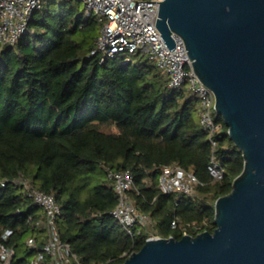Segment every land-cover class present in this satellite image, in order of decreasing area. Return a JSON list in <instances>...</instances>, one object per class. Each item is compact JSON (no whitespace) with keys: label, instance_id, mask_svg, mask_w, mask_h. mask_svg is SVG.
Returning <instances> with one entry per match:
<instances>
[{"label":"trees","instance_id":"trees-1","mask_svg":"<svg viewBox=\"0 0 264 264\" xmlns=\"http://www.w3.org/2000/svg\"><path fill=\"white\" fill-rule=\"evenodd\" d=\"M81 3L45 1L19 41L0 49V231L11 230L12 264H32L46 238L44 210L17 178L55 197L61 240L83 264H122L149 230L180 239L182 225L195 222L199 229L189 234L213 232L215 202L244 169L218 112L213 151L187 84L170 87L142 53L103 63L91 55L101 23ZM213 155L225 169L220 180L209 170ZM171 163L193 169L201 182L196 197L160 190L162 167ZM122 170L134 176V204L152 218L139 235L111 214L118 196L108 172ZM31 236L35 249L26 245Z\"/></svg>","mask_w":264,"mask_h":264},{"label":"water","instance_id":"water-1","mask_svg":"<svg viewBox=\"0 0 264 264\" xmlns=\"http://www.w3.org/2000/svg\"><path fill=\"white\" fill-rule=\"evenodd\" d=\"M157 2L161 36L171 50L183 38L245 165L215 202L213 232L149 238L122 264H264V0Z\"/></svg>","mask_w":264,"mask_h":264},{"label":"built area","instance_id":"built-area-1","mask_svg":"<svg viewBox=\"0 0 264 264\" xmlns=\"http://www.w3.org/2000/svg\"><path fill=\"white\" fill-rule=\"evenodd\" d=\"M47 0H0V49L16 44L28 31L34 11ZM84 4L85 16H96L101 23L100 33L96 39L91 55H99L103 63L115 59L119 55H126L125 61L135 53L147 55L161 70L168 75L170 87H180L187 84L188 89L200 101V121L208 132L213 151L217 147L215 139L219 125L215 121L216 97L214 91L205 85L193 70V65L187 53L184 40L173 33L176 47L170 49L161 32L157 28L160 2L162 0H78ZM210 173L214 180L224 176L222 164L212 156ZM109 179L114 184L118 196L117 205L111 214L131 234L136 230L141 234L149 230L152 218L142 212L135 204L131 195L134 187V176L130 170L109 171ZM15 183L21 185L27 196L44 210V218L39 221L45 229V241L42 249L34 256L32 264H83L72 252L69 243L61 240L58 215L60 206L52 194L34 187L26 178H17ZM3 186L6 184L4 181ZM201 184L192 168L185 169L177 163L162 167L159 176V187L163 193L186 194L197 196V187ZM177 225L172 221V226ZM199 229L197 223L182 225L185 234L187 229ZM11 230L0 231V264H12L15 248L6 241ZM159 237L156 231L149 230L148 237ZM146 239V240H147ZM38 240L29 237L26 245L35 249Z\"/></svg>","mask_w":264,"mask_h":264},{"label":"rangeland","instance_id":"rangeland-1","mask_svg":"<svg viewBox=\"0 0 264 264\" xmlns=\"http://www.w3.org/2000/svg\"><path fill=\"white\" fill-rule=\"evenodd\" d=\"M58 3H55V5H57ZM84 10V4L83 3H81V11H83ZM164 71V70H163ZM165 72V71H164ZM155 231V230H154Z\"/></svg>","mask_w":264,"mask_h":264}]
</instances>
